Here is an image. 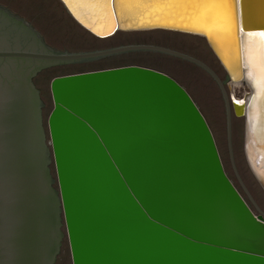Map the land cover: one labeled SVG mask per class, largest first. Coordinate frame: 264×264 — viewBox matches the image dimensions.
I'll return each mask as SVG.
<instances>
[{
    "label": "water",
    "instance_id": "95a60500",
    "mask_svg": "<svg viewBox=\"0 0 264 264\" xmlns=\"http://www.w3.org/2000/svg\"><path fill=\"white\" fill-rule=\"evenodd\" d=\"M60 1L99 38L149 29L200 35L232 77L205 32L163 22L161 12L128 13L121 26L115 0H80L95 11L85 16L89 26L72 2ZM236 7L232 28L245 77L243 37L264 31V0H236ZM130 51L180 59L210 79L223 104L236 179L258 213L228 176L197 104L159 70L127 65L54 77L47 142L34 78L54 65ZM232 111L227 85L196 57L152 44L57 51L0 9V264H54L61 213L73 264H264V191L245 160L244 116Z\"/></svg>",
    "mask_w": 264,
    "mask_h": 264
},
{
    "label": "rangeland",
    "instance_id": "374dc122",
    "mask_svg": "<svg viewBox=\"0 0 264 264\" xmlns=\"http://www.w3.org/2000/svg\"><path fill=\"white\" fill-rule=\"evenodd\" d=\"M0 6L17 15L27 25L32 27L48 47L53 50L83 52L132 44L159 45L189 54L208 64L218 74L224 85H227L230 98L233 94L240 97L249 89L246 86H234L233 90L230 89L227 71L209 47L206 39L200 35L174 30L149 29L118 31L111 37L99 38L79 25L68 13L60 0H0ZM127 65H139L164 72L174 78L186 89L206 118L212 130L222 163L228 176L245 197L252 209L258 213L259 210L253 205L248 195L239 185L230 162L226 136L225 112L216 88L204 72L196 66L180 59L159 52L130 51L91 61L54 65L43 70L35 77V83L40 90L41 99L44 104L42 107L43 123L47 142L50 141L48 117L54 107L51 92V82L54 77ZM235 117L239 116L236 115ZM244 151L245 145L243 141V152ZM244 156L246 157L245 152ZM245 160L248 166L247 157ZM50 167L54 185L58 189L53 154ZM248 168L252 173L250 166H248ZM252 175L262 188L255 175L253 173ZM61 216L63 237L56 264H73L67 229L62 213Z\"/></svg>",
    "mask_w": 264,
    "mask_h": 264
},
{
    "label": "bare ground",
    "instance_id": "6f19581e",
    "mask_svg": "<svg viewBox=\"0 0 264 264\" xmlns=\"http://www.w3.org/2000/svg\"><path fill=\"white\" fill-rule=\"evenodd\" d=\"M68 2L69 4L72 2L70 6L72 5L76 16L90 26L92 23L85 20V16H89L90 12L82 8L83 4L80 0H68ZM115 3L121 26H124L123 17L126 14L152 9L161 12L163 22L205 32L216 48L220 49L232 73L229 79L230 88L232 90L234 86L249 88L240 97L233 94L230 100L233 113L244 116V152L248 166L255 177H258L264 190V35L261 34L262 32L245 34L243 37L245 52V77H243L240 37L238 33L235 37L232 28L233 18L237 15L236 0H115ZM261 4L262 0H260ZM104 11L105 8L99 17ZM93 13L95 15V11L90 15ZM240 78L242 79L239 80ZM251 90L254 95L245 96Z\"/></svg>",
    "mask_w": 264,
    "mask_h": 264
},
{
    "label": "flooded vegetation",
    "instance_id": "af4514ba",
    "mask_svg": "<svg viewBox=\"0 0 264 264\" xmlns=\"http://www.w3.org/2000/svg\"><path fill=\"white\" fill-rule=\"evenodd\" d=\"M0 9L1 10H3V11H6L10 16H12V17H16V18H18V19H21V18H19L17 15H15V14H13V13H11L9 10H7L6 8H4V7H2V6H0ZM22 20V19H21ZM43 40V39H42ZM41 73V72H40ZM34 81H35V78H34ZM229 83H231V82H229ZM36 84V83H35ZM231 89V88H230ZM232 90V89H231ZM233 112V111H232ZM235 116H236V113L234 112L233 113ZM238 116V115H237ZM239 117H242V116H239ZM57 258H58V256H57ZM56 262H57V259H56V261L54 262V264H56Z\"/></svg>",
    "mask_w": 264,
    "mask_h": 264
},
{
    "label": "snow or ice",
    "instance_id": "6c2138e0",
    "mask_svg": "<svg viewBox=\"0 0 264 264\" xmlns=\"http://www.w3.org/2000/svg\"><path fill=\"white\" fill-rule=\"evenodd\" d=\"M262 35H264V31H262V33H261Z\"/></svg>",
    "mask_w": 264,
    "mask_h": 264
}]
</instances>
